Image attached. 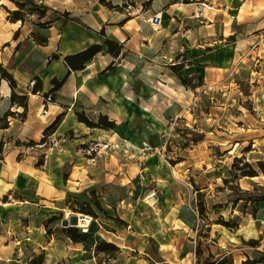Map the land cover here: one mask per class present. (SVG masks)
Returning a JSON list of instances; mask_svg holds the SVG:
<instances>
[{
	"label": "rangeland",
	"instance_id": "rangeland-1",
	"mask_svg": "<svg viewBox=\"0 0 264 264\" xmlns=\"http://www.w3.org/2000/svg\"><path fill=\"white\" fill-rule=\"evenodd\" d=\"M194 1L208 13H198L199 22H193L191 10L182 5L187 14L179 20L182 38L190 40L193 29L223 18L213 49L229 44V51L214 52L207 63L196 61L187 48L163 52L155 45L150 53L129 51L133 77L127 79L128 96L120 100L122 121L111 132L112 150L100 153L102 146L96 142L80 147L89 159L98 157L91 160L95 167L91 176L99 179L101 188L88 186L69 193L66 200L76 209L69 205L64 210L52 209L49 218L57 215L54 221L46 217L41 224L38 215L33 218L36 235L52 236L47 250L0 259V264H38L40 255H44L41 264H198L199 250L201 264L211 254L215 258L231 255L234 264H264L254 263L261 257L258 250L264 251V173L257 165L264 160V0ZM3 2L14 7L11 0ZM57 16L48 13V19ZM167 20L151 16L154 29L158 23L165 29ZM235 45L241 46L238 52H233ZM179 72L197 85L195 90L184 85ZM51 99L44 98L46 105L37 110V120H43ZM23 110L14 111L16 116L9 121H25L28 113L22 114ZM53 134L46 137L43 131L36 144L0 134V143L5 153L17 147L51 148L62 138L72 137L70 132L59 139ZM237 157L243 161L235 166ZM41 158L45 160V155L39 154ZM246 161L256 167L258 175H234L237 167L248 169ZM70 171L66 167L67 175ZM125 172L131 174L130 181ZM154 189L159 200L151 206L148 194ZM93 197L105 212L91 203ZM86 202L94 210L89 213L94 219L90 236L75 242L63 230L62 220L85 213L79 207ZM201 207L205 209L202 214ZM101 242H112L119 250L112 255L100 252L97 245Z\"/></svg>",
	"mask_w": 264,
	"mask_h": 264
},
{
	"label": "crops",
	"instance_id": "crops-1",
	"mask_svg": "<svg viewBox=\"0 0 264 264\" xmlns=\"http://www.w3.org/2000/svg\"><path fill=\"white\" fill-rule=\"evenodd\" d=\"M35 1L48 6L49 11L44 17L36 13L31 16L27 14L23 22L11 21L8 18L9 10L18 8L13 1L11 2L14 7L0 0V64L14 75L18 84L17 91L29 97L26 120L12 119L10 126L0 134L5 138L13 137L14 140L20 137L22 140L38 141L44 129L60 113L65 112L63 122L53 136L59 139L70 132L72 137L62 138L58 145L51 148H42L43 146L34 150L13 148L7 150L3 158H0L1 260L19 259L25 252L47 250L49 244L53 242L52 236L36 235L32 227L33 218H37L38 215V221L43 224V221L54 214L52 209L64 210L67 207L66 198L69 193L79 192L88 186H91L92 190L101 188L98 184L99 179L91 176L95 171V167L91 166V160L97 161L98 157L89 159L80 147L96 142L102 146L98 148L100 153H110L112 142L109 140L112 137L105 134H112V130L90 128L78 121L75 112L85 111L92 118L102 113L115 120L117 124L122 121L118 116V112L121 111L120 100L128 96L127 79L133 77L129 51L138 55L139 49H145L150 53L155 45L158 49L163 48V52L187 48L196 61L207 63L213 59L214 52H228L230 49L229 44L219 50L213 49L216 47L214 44L220 39L214 34L219 31L221 33L222 28H219V24L223 22V18L217 22L208 21L207 27L198 26L193 29L190 40L182 38L179 20L187 17L181 10L182 5L186 7L184 9L191 10L189 17L193 22H199L198 13L201 12V15L208 13L194 0L183 3L180 0H106L120 9L110 8L101 0ZM222 10L225 11L227 8L223 7ZM50 11L68 12L71 19L65 22L63 16L58 14L48 27H41V23L49 20ZM151 16L152 19L165 16L168 19L167 27L162 29L159 23L156 24L158 28L154 29ZM102 29L104 33H101ZM16 33L18 36H15ZM33 34L44 36L47 42L44 45L38 43ZM106 38L122 45L119 57L112 56L107 52V47H104V50L89 61L84 69L69 71L64 62L65 55L81 51L91 44L104 43ZM168 44L170 47H167ZM232 49L233 52H238L241 46L235 45ZM140 53L141 56L145 55L144 52ZM54 54H58L59 58H53ZM229 57L228 54L227 62ZM222 59H225L223 53ZM113 61L115 63L113 69L107 70ZM127 63L130 64L129 67ZM36 76L41 78L43 90L33 93L31 88ZM53 78L65 81L48 102L43 120H37L36 112L46 105L44 93L52 89ZM196 87L197 85L193 90ZM11 93L9 82L2 78L0 115L7 110L21 111L23 108L17 104L13 105ZM39 154L45 155L42 165H38ZM66 167L71 169L69 175L65 173ZM124 176L130 181V173L125 172ZM97 193L103 194L102 190L101 193ZM103 199L104 195L100 201ZM23 219L28 221L24 222ZM37 225L40 226V223Z\"/></svg>",
	"mask_w": 264,
	"mask_h": 264
},
{
	"label": "trees",
	"instance_id": "trees-1",
	"mask_svg": "<svg viewBox=\"0 0 264 264\" xmlns=\"http://www.w3.org/2000/svg\"><path fill=\"white\" fill-rule=\"evenodd\" d=\"M11 1H13L16 4V6L18 7L16 10H9L8 18L11 21L22 20L24 22L27 14H35V13L38 14L40 17H44V16H46L47 11H49L48 6H45L43 4H39L35 0H11ZM101 2L107 4L110 8L120 9L119 6H116V5L112 4L111 2H106V0H101ZM53 12L58 13V11H53ZM58 14L63 16V20L65 22L71 19L68 12L58 13ZM53 21H54L53 19H49L46 22L41 23V27H48ZM101 33H104V29L101 30ZM15 36H18V33H16ZM33 37L38 43H40L42 45H44L47 42V39L44 36H38V35L33 34ZM104 47H107V52L116 58L119 57L121 52H122V45L119 42H117L113 39H110V38H106L104 43L91 44L81 51L65 55L64 56V62L67 65V67L69 68L70 72L82 70L86 67V65L88 64L89 61H91L97 54H99L101 51L104 50ZM53 58H59V55L54 54ZM114 64L115 63L113 61L107 67V70L113 69ZM179 75L182 78V81H183L185 86H188L191 88H194L196 86V85H191L190 82H188L187 79L184 78L182 76V74H180V72H179ZM2 78L6 79L9 82V85L12 89L10 99H11V102L13 103V105L17 104L19 106H22L24 108L22 114H27L28 109H29V106H28L29 97H28V95L23 94V93H19L17 91L18 84H17V81H16L14 75L9 71L8 68H6L2 64H0V79H2ZM64 81H65V79L59 80L57 78H53V80H52L53 87L49 92L44 93V98L46 100L50 97L52 98L53 94L58 89H60L62 87ZM42 90H43L42 80L39 76H36L35 82L31 88V91L33 93H38V92H41ZM75 113L77 115L78 121L85 123L90 128H101V129H105V130H114V129H117V127H118V124L116 123V121L111 120L109 118V116L106 114L101 113L96 118H92L85 111H76ZM10 116L15 117L16 116L15 112L12 110H7L3 115H0V129H5V128L9 127V123H10L9 117ZM64 116H65V112L60 113L55 118V120L45 128L44 134L46 137L49 134H53L57 131L60 124L62 123ZM45 141L46 140L44 137L42 139V142L44 143ZM29 143L30 144H36L37 142L33 139H30ZM24 144H26V143H24ZM3 156H4L3 144L0 143V158H3ZM241 161H243L242 157H237L236 161H235V166H238V163ZM43 163H44L43 158L39 159L38 165H42ZM257 165L264 173V160H259L257 162ZM244 167H248V169L247 168L245 169L242 167H240V168L237 167V169H239V170L238 171L234 170V175L236 174L237 176H239V175L240 176H255V175L259 174L256 167L247 161L244 163ZM65 178H66V174H65ZM249 199L252 200V198H249ZM261 199H263V198L262 197L257 198V200H261ZM234 202H236V200ZM91 203L95 204L99 210L105 212V210L102 208V206H101V204L97 198L93 197V200ZM91 203L90 202L81 203L79 210L82 212H85V214L94 213V210H93ZM67 205H69L73 209H76L75 206H72L71 200H69V199H67ZM199 209H200L199 211L201 214L205 212V209L203 207H201ZM55 219H57V215H54L51 218H49L48 222L54 221ZM63 230L75 242L85 240L90 236V233H82V232H80V230L78 228H76L74 226L64 227ZM47 233H49V232H47ZM256 243H258V242L256 241ZM97 250L100 252H105L107 254L112 255L113 253H115L116 251L119 250V247L112 242H101L97 245ZM258 252L261 255V257L259 259L254 260V263L264 261V251L258 250ZM197 254L199 257V263L198 264H201V260H200L201 251L199 250L197 252ZM38 257H39L38 258L39 259L38 264H41L44 261V255H40ZM205 264H234V261H233V258L231 255L223 254V255H220L217 258H215V256L213 254H211L210 257L206 258Z\"/></svg>",
	"mask_w": 264,
	"mask_h": 264
},
{
	"label": "built area",
	"instance_id": "built-area-1",
	"mask_svg": "<svg viewBox=\"0 0 264 264\" xmlns=\"http://www.w3.org/2000/svg\"><path fill=\"white\" fill-rule=\"evenodd\" d=\"M145 145L147 146L146 143H145ZM148 199H149L148 202L151 206L157 205L159 198L157 195V191L155 189L152 190L148 194ZM80 215H81V217H80ZM77 216H78V222L76 223V227L82 233H90L91 232V225L94 221L93 216L90 214H85V213L77 214Z\"/></svg>",
	"mask_w": 264,
	"mask_h": 264
},
{
	"label": "water",
	"instance_id": "water-1",
	"mask_svg": "<svg viewBox=\"0 0 264 264\" xmlns=\"http://www.w3.org/2000/svg\"><path fill=\"white\" fill-rule=\"evenodd\" d=\"M78 222V216L77 215H72L69 219H63L62 224L64 227L68 226H75V224Z\"/></svg>",
	"mask_w": 264,
	"mask_h": 264
},
{
	"label": "bare ground",
	"instance_id": "bare-ground-1",
	"mask_svg": "<svg viewBox=\"0 0 264 264\" xmlns=\"http://www.w3.org/2000/svg\"><path fill=\"white\" fill-rule=\"evenodd\" d=\"M168 72H169L170 76H171L175 81L180 82V79L177 77V75H176L175 73H172L171 71H168ZM105 135H106L107 137H114V135H111L110 133H106ZM78 214H80V213H78ZM80 217H81V215H80Z\"/></svg>",
	"mask_w": 264,
	"mask_h": 264
}]
</instances>
